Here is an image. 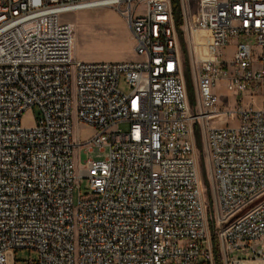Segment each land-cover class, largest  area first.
<instances>
[{
    "label": "built area",
    "instance_id": "2783aa9c",
    "mask_svg": "<svg viewBox=\"0 0 264 264\" xmlns=\"http://www.w3.org/2000/svg\"><path fill=\"white\" fill-rule=\"evenodd\" d=\"M97 8L123 17L134 61L74 59L62 17ZM224 80L264 88V0H0V264L20 249L24 264L264 260V200L238 216L264 197V104L224 105ZM75 123L94 134L75 142ZM94 147L108 154L77 168Z\"/></svg>",
    "mask_w": 264,
    "mask_h": 264
},
{
    "label": "rangeland",
    "instance_id": "374dc122",
    "mask_svg": "<svg viewBox=\"0 0 264 264\" xmlns=\"http://www.w3.org/2000/svg\"><path fill=\"white\" fill-rule=\"evenodd\" d=\"M65 21H69L74 27V35H75V44H73V57L74 59L86 60L87 62H109L104 59L107 57L114 58L119 57L122 53L129 52L128 42V32L125 26L123 25L125 22L123 17L114 9L111 8H101L87 11H80L76 13H72L69 15H65L62 17ZM120 19L123 22H120ZM103 20L105 24H102ZM178 23V20H177ZM250 44H255L253 39L248 40ZM235 44V40L232 41L231 47H228L224 54L225 57L228 58L232 55L234 51L233 45ZM256 68L263 69L261 66H256ZM189 66H184V77L190 85H192V74L188 73ZM189 99L191 104L195 103V94L192 86L189 88ZM218 94L221 96H230L227 99L228 101L237 99L238 106H250L259 107L264 104V88L258 90H248L244 97H235V89L233 88L230 81H220L215 88ZM225 100V98H223ZM235 101V100H234ZM232 104L234 102H231ZM231 108H235V104L229 106ZM39 116V110L37 107H34L31 111H28L23 118V124L26 127H31L34 125L35 120ZM234 124V121H232ZM217 125H221L220 122ZM122 128H126L123 126ZM94 134L93 129L87 128L84 125L79 126L76 123L73 126V139L75 142L78 140L87 141ZM201 152H202V144L197 137V140L194 145L193 155L195 159L199 162V172L201 183L204 188L205 185V172L201 162ZM108 151H101L98 147H94L91 150L88 149H75L74 152V160L77 165V168L83 169L84 162L87 158H95V159H104ZM79 190L82 195H85L89 192V180L84 178L81 180V183L78 187L75 188L74 191V203L76 204L78 201ZM205 200H208L210 195L205 194ZM264 200V197L256 200L254 203L248 205L244 209L240 211L238 216L245 214L250 208L255 206ZM255 247L259 246V243H253ZM232 257L236 258H245V262L248 264H264V260L250 261L247 260L248 252L244 251H234L231 253ZM36 254L33 251H29L27 249H20L16 251H10L7 253V264H24V261H27L30 258H35Z\"/></svg>",
    "mask_w": 264,
    "mask_h": 264
},
{
    "label": "crops",
    "instance_id": "0c3cea01",
    "mask_svg": "<svg viewBox=\"0 0 264 264\" xmlns=\"http://www.w3.org/2000/svg\"><path fill=\"white\" fill-rule=\"evenodd\" d=\"M97 9H101V8H97ZM91 10H94V9H91ZM85 11H87V10H85ZM119 20H120V22L121 21L123 22L122 19L119 18ZM98 21H101L102 24L106 25V23L103 20H99L98 19ZM123 23H124L123 25L125 26V28L127 29V32H128L129 39H128L127 44L129 45V52L122 53V55L119 56V57H114V58L107 57V58L104 59L105 61H109V62H123V61H134L136 59V56H135V53H134V39L132 37L131 31L128 28L127 24L125 22H123ZM231 46L232 45H230L229 47H231ZM233 47H234V45H233ZM80 60L81 61H86V60H83V59H80ZM224 81H227V80H224ZM223 98H225V100H223ZM226 98H229V100H230V96L229 97L228 96H221V99H222L224 105L231 106V105L235 104V106H236V101H234L235 99L227 102ZM231 102H234V103L232 104ZM79 126H82V125H79ZM85 127L91 128V127H88V126H85Z\"/></svg>",
    "mask_w": 264,
    "mask_h": 264
},
{
    "label": "bare ground",
    "instance_id": "6f19581e",
    "mask_svg": "<svg viewBox=\"0 0 264 264\" xmlns=\"http://www.w3.org/2000/svg\"><path fill=\"white\" fill-rule=\"evenodd\" d=\"M73 43L75 44V35H74V42ZM239 264H248V263L247 262H241Z\"/></svg>",
    "mask_w": 264,
    "mask_h": 264
},
{
    "label": "trees",
    "instance_id": "16d2710c",
    "mask_svg": "<svg viewBox=\"0 0 264 264\" xmlns=\"http://www.w3.org/2000/svg\"><path fill=\"white\" fill-rule=\"evenodd\" d=\"M188 73H190V70H188ZM192 83V82H191ZM187 85H188V89L192 86V85H190L189 83H187ZM189 91H190V89H189Z\"/></svg>",
    "mask_w": 264,
    "mask_h": 264
}]
</instances>
